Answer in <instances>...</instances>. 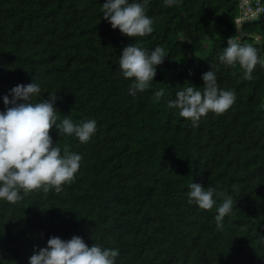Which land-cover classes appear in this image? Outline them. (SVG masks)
Segmentation results:
<instances>
[{"label": "trees", "instance_id": "obj_1", "mask_svg": "<svg viewBox=\"0 0 264 264\" xmlns=\"http://www.w3.org/2000/svg\"><path fill=\"white\" fill-rule=\"evenodd\" d=\"M105 2L0 0V111L13 87L35 82L34 100L57 94L60 120L97 123L87 144L50 131L82 156L73 183L59 194L0 200V264H29L49 238L74 235L89 247L119 249L116 264H264V67L247 81L239 65H219L218 85L235 90L236 101L198 127L167 106L185 84L204 86L230 37L264 57V12L239 31L238 0H150L154 30L132 38L103 19ZM134 44L161 46L166 57L150 88L132 96L118 62ZM191 183L232 197L222 231L214 220L222 198L201 210L188 203Z\"/></svg>", "mask_w": 264, "mask_h": 264}, {"label": "clouds", "instance_id": "obj_2", "mask_svg": "<svg viewBox=\"0 0 264 264\" xmlns=\"http://www.w3.org/2000/svg\"><path fill=\"white\" fill-rule=\"evenodd\" d=\"M149 2L106 0L102 6L103 19L128 37L150 35L154 29L152 18L146 15ZM165 3L171 6L175 0H165ZM227 45L217 58L219 64L213 62L210 65L212 70L202 75L203 87L185 84L176 92L175 99L167 103L170 109L178 110L180 117L190 120L193 127H198L201 118L210 112L217 116L224 114L236 101L235 90H224L218 85L216 71L219 65L232 68L239 65L243 71L242 79L247 81L253 79L257 65L264 67V57L253 46L242 45L233 37L227 40ZM165 57L161 46L150 52L137 44L123 49L118 64L122 76L133 81L129 87L130 95L135 96L137 92L150 88L157 67L163 64ZM40 93V85L33 82L13 87L11 98L8 95L3 98L5 110L0 111V200L10 204L20 202L24 196L37 190L47 194L54 189L59 194L63 185L74 182L82 156L70 151L69 145L65 144L62 149L53 141L50 135L53 126L58 129L59 137L74 135L82 144H87L97 131L95 120L74 123L68 115L60 120L54 107L57 94L53 91L47 99L34 100ZM164 95V89L154 93L158 101ZM232 187L239 191L237 185ZM214 196L223 200L214 217L217 230L222 231L224 219L232 211V197L211 186L189 185L188 203L201 210L213 209L216 205ZM119 255V249L106 248L99 243L89 247L80 236L74 235L69 240L53 236L48 239L46 247L34 249L29 264H116Z\"/></svg>", "mask_w": 264, "mask_h": 264}, {"label": "built area", "instance_id": "obj_3", "mask_svg": "<svg viewBox=\"0 0 264 264\" xmlns=\"http://www.w3.org/2000/svg\"><path fill=\"white\" fill-rule=\"evenodd\" d=\"M239 13L235 18L237 27H240L245 21L257 18L262 12H264V0H238ZM259 36L257 35L256 39Z\"/></svg>", "mask_w": 264, "mask_h": 264}, {"label": "rangeland", "instance_id": "obj_4", "mask_svg": "<svg viewBox=\"0 0 264 264\" xmlns=\"http://www.w3.org/2000/svg\"><path fill=\"white\" fill-rule=\"evenodd\" d=\"M259 39V38H258ZM258 39H257V41H258Z\"/></svg>", "mask_w": 264, "mask_h": 264}]
</instances>
